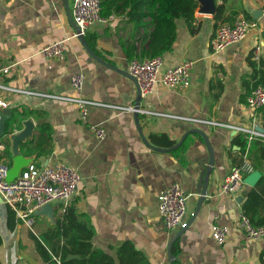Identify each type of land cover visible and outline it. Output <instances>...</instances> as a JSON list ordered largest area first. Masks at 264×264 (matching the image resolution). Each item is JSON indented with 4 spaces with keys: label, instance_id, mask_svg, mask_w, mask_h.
<instances>
[{
    "label": "crops",
    "instance_id": "crops-1",
    "mask_svg": "<svg viewBox=\"0 0 264 264\" xmlns=\"http://www.w3.org/2000/svg\"><path fill=\"white\" fill-rule=\"evenodd\" d=\"M116 4L123 5V0ZM217 4L218 9L224 5L221 17L216 16L218 9L211 14L200 13L197 8L190 23L178 19L173 48L162 55L163 69L186 59L195 62L190 85L168 88L158 82L152 93L142 97L140 108L161 114L139 111L143 133L151 144L169 148L188 130L201 128L215 151L207 198L175 242L176 255L173 253L170 258L168 244L180 229H165L158 209L159 193L173 182L181 183L190 193V220L199 202V176L209 160L204 138L191 133L177 149H154L141 136L134 111L94 107L86 122L76 104L43 95L78 94L105 103L134 106L137 90L133 80L88 53L69 20L64 0H0V84L34 92L0 87V99L7 101L6 108L12 111L6 123L7 135L0 137V144L4 145L0 157L8 164L13 163L15 153L8 134L14 128L23 130L24 122L32 120L31 135L21 142L18 153L40 166L60 160L79 171L82 179L70 205L92 226L94 246L113 256L120 246L129 242L151 264H172L174 260L179 264L263 263L264 238H248L239 226L246 193L252 186L247 184L236 196L220 191V184L231 172L235 159L243 160L236 139L244 137L231 128L215 127L195 119L250 124L255 115L264 117V106L256 112L247 104V97L255 87L254 73L264 70V18L261 17L264 0H217ZM72 6L73 0H69L71 12ZM239 13L258 18L259 27L252 29L242 41L215 52L212 38L218 26L232 22ZM109 16L110 20L96 22L85 34L96 35V47L103 54L91 49L98 56L128 71L131 59L149 57H144L142 50H146V37L155 28L154 19L146 17L143 25H138L127 11ZM57 40L68 44L64 60L50 59L42 53L45 45ZM133 45L136 50L130 58L127 49ZM78 71L85 74L80 92L70 84L71 75ZM3 109L0 107V116ZM90 123L106 129L103 140L96 138ZM30 146L36 148L34 153L28 152ZM260 146L248 152V157L251 162L254 158L262 162L258 169L262 179L264 159H259ZM52 206L51 216L36 215L34 228L16 214L19 223L11 231L7 227L8 205L1 200L0 264H45L33 236L53 227L63 212V203L53 202ZM259 213L264 215V206L259 208ZM213 223L229 226L224 244L214 239Z\"/></svg>",
    "mask_w": 264,
    "mask_h": 264
},
{
    "label": "built area",
    "instance_id": "built-area-1",
    "mask_svg": "<svg viewBox=\"0 0 264 264\" xmlns=\"http://www.w3.org/2000/svg\"><path fill=\"white\" fill-rule=\"evenodd\" d=\"M102 0H73L72 14L76 24L85 33L96 22L108 21L102 15ZM113 17V16H112ZM261 17L264 18V6ZM259 27L258 18H248L245 14H237L232 22H222L218 26L215 36L212 38V47L215 52H221L231 45L242 41L252 29ZM68 44L64 40H57L42 48V53L50 59L64 60ZM255 58L259 56L256 53ZM195 62L186 59L180 64L163 69L164 58L162 55L138 58L129 61L128 72L132 74L140 86L142 97L152 93L158 82H162L168 88H187L191 82L192 69ZM70 84L77 92L84 88L85 74L82 71L74 72L70 78ZM5 90L34 93L8 85L0 84ZM48 97L65 100L77 105L82 120L88 121L90 111L94 107L111 106L121 110L135 111L132 105H116L97 101L82 95H57L43 94ZM8 102L0 99V107L6 108ZM248 106L258 111L264 106V83L256 85L247 97ZM143 113L161 114L148 109H138ZM167 115V114H164ZM215 127L231 128L235 133L241 134L247 140V148L243 153V160L239 165H234L231 172L222 180L220 191L236 196L245 186L244 177L254 171L251 160L248 157L249 148L253 140L264 142V131L258 128L264 127L262 114L255 115L250 124L224 123L217 119H195ZM90 129L98 140L106 137V129L99 124H89ZM4 145L0 144V150ZM9 164L0 157V196L2 203L10 205L17 217L24 223L32 225L36 221L37 210L46 204L53 202L63 203L62 211L70 205L71 200L79 190L82 179L79 171L71 165L56 160L47 165H38L30 162L20 174L13 180H8ZM190 193L179 182H173L159 193V213L167 231L181 229L188 221V200ZM239 226L244 234L251 239L264 238V224H255L244 211L239 218ZM230 228L227 225L213 223L212 235L219 244H224L229 236ZM246 264H260L249 261Z\"/></svg>",
    "mask_w": 264,
    "mask_h": 264
},
{
    "label": "trees",
    "instance_id": "trees-1",
    "mask_svg": "<svg viewBox=\"0 0 264 264\" xmlns=\"http://www.w3.org/2000/svg\"><path fill=\"white\" fill-rule=\"evenodd\" d=\"M119 0H102V15L109 16L111 13L127 11L129 18L138 25H143V19L152 16L155 22L154 30L146 37L147 48L142 50L143 56H158L172 50L178 33V19H184L190 23L195 18L196 9L199 6L197 0H123V5H117ZM227 1V0H225ZM224 12V5L220 6L216 14L221 17ZM247 17H249L246 14ZM90 47L99 55L96 47V35L85 34ZM136 47L130 46L127 54L130 58L134 57L133 52ZM255 86L264 83V70L255 71ZM236 144L241 149V154L247 148V140L237 137ZM261 156L264 159V142L258 139L252 141L249 152L255 146H259ZM8 152L11 157V151ZM35 147H29V153H34ZM41 154L42 150H39ZM235 165L242 162V157L235 159ZM12 161L9 166H12ZM254 170L262 167V162L252 160ZM247 175V174H246ZM245 175V176H246ZM264 206V177L258 185L250 187L246 193V200L243 204L244 212L250 216L257 225L264 224V215L259 213V208ZM7 227L14 231L19 223L16 218V211L8 205L7 207ZM94 230L89 222L76 212L74 206H68L54 223L53 227L34 235L36 249L43 258L45 264H151L133 244L125 243L113 256L107 250L97 248L93 244ZM2 237L0 234V245ZM177 246L173 247L176 255ZM172 264H179L174 260ZM264 264V260L263 263Z\"/></svg>",
    "mask_w": 264,
    "mask_h": 264
},
{
    "label": "water",
    "instance_id": "water-1",
    "mask_svg": "<svg viewBox=\"0 0 264 264\" xmlns=\"http://www.w3.org/2000/svg\"><path fill=\"white\" fill-rule=\"evenodd\" d=\"M65 1V6L68 10V17L70 22L72 23L74 29L77 32L78 38L80 39V41L82 42V44L84 45L85 49L88 51V53L94 57L96 60H98L99 62H101L102 64L118 71L119 73H122L124 75H126L127 77H129L131 80H133L136 84V90H137V94H136V98H135V111H134V118L136 121V124L138 126L139 132L141 134V136L143 137L144 141L150 145L151 147H153L154 149H158V150H174L179 148L186 140V138L188 137L189 134L191 133H198L200 134L207 146H208V150H209V160L208 163L204 166V168L201 170L200 176H199V182H198V193L200 195L199 197V202L197 205L196 210L193 212V214L191 215L190 220L187 221L186 225L183 226L170 240L169 244H168V256L171 258L173 257V247L175 242L178 240V238L181 237V235L186 231L188 225L192 222V220L196 217V215L199 213V211L201 210V207L204 203V201L207 198L208 195V185H209V181H210V176L211 173L213 171L215 162H216V158H215V151H214V147L213 144L208 136V134L201 128H192L190 130H188L187 132L184 133V135L181 137V139L174 144L173 146L169 147V148H161L158 146H155L153 144H151V142L145 137L140 121H139V110L141 107V101H142V92L140 89V86L137 82V79L130 74L128 71L118 68L117 66H115L112 63H108L106 62L103 58H101L100 56H98L89 46L86 38H85V33L79 28V26L76 24L72 12L70 10L69 7V0H64ZM199 3L198 6V12L200 13H211L214 14L216 13L217 9H218V4H217V0H197ZM11 109L9 108H4L2 111V114L0 116V137H3L5 135H7V127H6V123L7 120L11 118ZM25 124V128L21 131L16 130L15 128L13 131H11L8 134V138L12 143V148L14 150L15 156L13 157V165L10 166L9 171H8V176L7 179L8 180H13L15 179V177H17L21 170L26 167L30 162H32L33 160L29 161L26 158H24L23 155L18 153V149L19 146L21 144V142L23 140L26 139L27 136L31 135V131L34 127V124L32 122V120H27L24 122ZM261 131H264V127L263 128H258ZM262 176V173L260 170H254L251 173L247 174L244 177V182L252 187L256 186L258 184V182L260 181ZM2 198L0 196V202H1ZM54 208L52 206L51 203L44 205L43 207H41L40 209L37 210V214H43V215H48L51 216L53 214Z\"/></svg>",
    "mask_w": 264,
    "mask_h": 264
},
{
    "label": "rangeland",
    "instance_id": "rangeland-1",
    "mask_svg": "<svg viewBox=\"0 0 264 264\" xmlns=\"http://www.w3.org/2000/svg\"><path fill=\"white\" fill-rule=\"evenodd\" d=\"M72 202V201H71ZM36 223L32 224V225H28L30 228H34Z\"/></svg>",
    "mask_w": 264,
    "mask_h": 264
}]
</instances>
